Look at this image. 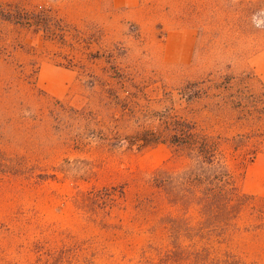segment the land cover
Here are the masks:
<instances>
[{"label": "rangeland", "instance_id": "374dc122", "mask_svg": "<svg viewBox=\"0 0 264 264\" xmlns=\"http://www.w3.org/2000/svg\"><path fill=\"white\" fill-rule=\"evenodd\" d=\"M0 11V264H264V0ZM201 139L248 196L221 237Z\"/></svg>", "mask_w": 264, "mask_h": 264}, {"label": "trees", "instance_id": "16d2710c", "mask_svg": "<svg viewBox=\"0 0 264 264\" xmlns=\"http://www.w3.org/2000/svg\"><path fill=\"white\" fill-rule=\"evenodd\" d=\"M0 15L2 17L6 16L1 11ZM201 140L202 143L194 144L198 156L202 159V162H205V159L208 158L209 163H206L211 168L218 169L215 171L213 182L201 187V208L203 213L208 215L203 221L209 222L208 226L203 224L204 222L201 225H204V228H207L212 234L221 237L220 234L222 233L220 231H224L236 219L248 196L240 192L235 183H233V177L225 165L220 163L215 155H212V152L213 154L217 152L216 145H207L206 140ZM186 142L190 143V141ZM209 216H212L211 219H208ZM201 238L204 240L203 237ZM196 243L199 244L198 240L194 241L195 247L192 250L186 249L183 246H177L173 251H169L163 255L162 260L169 261V259L179 256V259L184 260L186 264H244L238 263V261L231 257L226 259L210 258L207 254L209 252L207 247L203 243L197 246ZM179 249L182 253L178 252Z\"/></svg>", "mask_w": 264, "mask_h": 264}]
</instances>
